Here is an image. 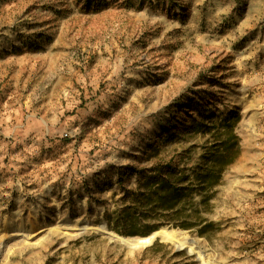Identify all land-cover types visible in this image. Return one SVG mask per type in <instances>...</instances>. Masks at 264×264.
<instances>
[{
  "label": "rangeland",
  "instance_id": "rangeland-1",
  "mask_svg": "<svg viewBox=\"0 0 264 264\" xmlns=\"http://www.w3.org/2000/svg\"><path fill=\"white\" fill-rule=\"evenodd\" d=\"M230 110L209 237L107 227L119 166ZM0 264H264V0H0Z\"/></svg>",
  "mask_w": 264,
  "mask_h": 264
},
{
  "label": "trees",
  "instance_id": "trees-1",
  "mask_svg": "<svg viewBox=\"0 0 264 264\" xmlns=\"http://www.w3.org/2000/svg\"><path fill=\"white\" fill-rule=\"evenodd\" d=\"M236 121L235 111L230 110L203 142L170 147L176 135L165 136L145 155L150 159L149 164H128L124 170L119 166V194H112L114 208L110 211L106 208L103 213L107 227L122 236H145L170 224L209 237L213 222L206 213L214 189L240 152L239 139L234 132ZM193 137L178 138L188 141ZM129 174L137 176L135 187L125 184ZM155 232L146 238L126 239L148 241Z\"/></svg>",
  "mask_w": 264,
  "mask_h": 264
},
{
  "label": "water",
  "instance_id": "water-1",
  "mask_svg": "<svg viewBox=\"0 0 264 264\" xmlns=\"http://www.w3.org/2000/svg\"><path fill=\"white\" fill-rule=\"evenodd\" d=\"M102 226H104V228H106V226H105V224L104 223H102L101 224ZM105 234V233H104ZM106 235V234H105ZM108 238H109V236L108 235H106Z\"/></svg>",
  "mask_w": 264,
  "mask_h": 264
}]
</instances>
